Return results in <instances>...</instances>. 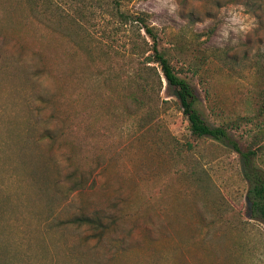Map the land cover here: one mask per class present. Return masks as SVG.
<instances>
[{"label": "rangeland", "instance_id": "1", "mask_svg": "<svg viewBox=\"0 0 264 264\" xmlns=\"http://www.w3.org/2000/svg\"><path fill=\"white\" fill-rule=\"evenodd\" d=\"M177 3L175 16L153 12L156 0L125 9L161 32L204 118L234 121L233 138L264 170V0ZM92 4L0 0V142L26 145L0 153V264H264V222L250 216L241 155L191 134L157 65L148 64L159 76L145 69L153 95L118 79L133 34L118 30L107 4ZM232 6L253 27L225 41ZM179 51L219 58L194 75Z\"/></svg>", "mask_w": 264, "mask_h": 264}, {"label": "trees", "instance_id": "2", "mask_svg": "<svg viewBox=\"0 0 264 264\" xmlns=\"http://www.w3.org/2000/svg\"><path fill=\"white\" fill-rule=\"evenodd\" d=\"M94 4L102 7L107 4L110 8V16L114 20V24L120 31L132 32L133 37L131 41V48L128 52H124L122 55L118 54L117 60L122 61V74L118 79L130 80L135 84V91L141 94H154L156 91V85L150 81L149 75L145 69L153 70L156 75L159 76L156 67L148 66V64L157 65L160 68L163 77L166 79L168 85L174 89L175 96L179 102V105L183 111V114L188 120L189 130L194 137L197 138H210L215 141L224 143L231 147L241 155L244 176L249 184L247 200L250 205V216L253 219L261 220L264 222V170L259 168L255 159L257 152L253 149L243 150L238 142L233 138L231 130L236 126L234 121L225 120L221 126H213L207 122L202 112L198 109V104L201 101L198 91L192 86L188 80L182 78L175 66L172 63L171 47L162 48L161 44L164 40V36L154 26L150 25L145 17L132 14L126 10V5L136 0H90ZM94 4H92L94 6ZM96 6V5H95ZM192 17V21L199 22L198 17ZM116 28V29H117ZM213 31H206L200 33L194 38L193 43L190 46H194L197 42V38L206 35H211ZM166 35V33H163ZM171 46L176 48V43L172 39L167 40ZM196 41V42H195ZM198 45V44H197ZM199 48H197V51ZM101 51L109 56L110 52L103 48ZM147 54L148 57H147ZM177 58L181 62L183 67H187L194 75H200L205 65H208L217 57L216 54L212 53L208 56L195 57L194 61H189L184 52H177ZM226 61L228 60L225 57ZM225 61V65H226ZM133 65L135 67L132 73L124 70ZM228 65V62H227ZM130 68V67H129ZM264 73V69H263ZM103 80L107 81L106 77ZM131 84V83H130ZM161 84V83H160ZM206 98L210 97L208 87H204ZM133 93V101L139 106L145 104L142 99ZM264 102V91L262 94ZM264 107V104L263 106ZM264 113V112H263ZM247 122H251V118L244 117ZM264 125V121H262ZM264 130V128H263ZM26 145L24 143H13L10 141L0 142V153H8L17 151L24 153ZM73 222L80 224H94L97 221H93L89 218H78L73 219Z\"/></svg>", "mask_w": 264, "mask_h": 264}, {"label": "clouds", "instance_id": "3", "mask_svg": "<svg viewBox=\"0 0 264 264\" xmlns=\"http://www.w3.org/2000/svg\"><path fill=\"white\" fill-rule=\"evenodd\" d=\"M167 9V12L171 16H175L179 9V4L177 0H156V6L152 9L153 12L159 14L160 12ZM224 10L221 11L223 13ZM226 19L228 22L223 23L222 32L220 35L223 40L227 41L230 38V34L234 33L236 37H240L241 34L245 36L252 31V23L248 20V17L243 14V6H232L231 10L228 12V17H221ZM210 21H205L204 25H207ZM153 24L159 27L156 21ZM238 43V40L234 41Z\"/></svg>", "mask_w": 264, "mask_h": 264}]
</instances>
